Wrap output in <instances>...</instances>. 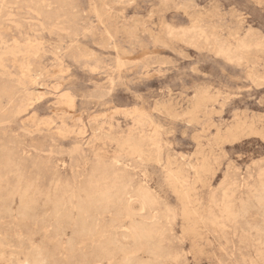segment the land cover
I'll return each mask as SVG.
<instances>
[{
	"label": "rangeland",
	"instance_id": "374dc122",
	"mask_svg": "<svg viewBox=\"0 0 264 264\" xmlns=\"http://www.w3.org/2000/svg\"><path fill=\"white\" fill-rule=\"evenodd\" d=\"M0 56V264H264V0H0Z\"/></svg>",
	"mask_w": 264,
	"mask_h": 264
},
{
	"label": "bare ground",
	"instance_id": "6f19581e",
	"mask_svg": "<svg viewBox=\"0 0 264 264\" xmlns=\"http://www.w3.org/2000/svg\"><path fill=\"white\" fill-rule=\"evenodd\" d=\"M53 6V5H52ZM57 7V6H56ZM57 10V9H56ZM38 11H40V10H38ZM55 11V10H54ZM23 13V12H22ZM81 13V12H80ZM74 14V13H73ZM38 15V14H37ZM47 15V14H46ZM77 16V15H76ZM67 18V17H66ZM43 20V19H42ZM45 20V19H44ZM80 20V19H79ZM47 21V20H46ZM84 23V22H83ZM63 24V23H62ZM56 29V28H55ZM7 30V29H6ZM73 31V30H72ZM9 33V32H8ZM11 34V33H10ZM17 36V35H16ZM19 36V35H18ZM29 39V38H28ZM12 41L14 42V40L12 39ZM17 43V42H16ZM33 44V43H32ZM22 45V44H21ZM28 45V44H27ZM13 47V46H12ZM228 47V46H227ZM3 48V47H2ZM7 48V47H6ZM11 48V47H10ZM15 48V47H14ZM31 48V47H30ZM4 49V48H3ZM29 49V48H28ZM38 49V48H37ZM35 50V49H34ZM260 50V49H259ZM4 51V50H3ZM41 51V50H40ZM223 51V50H222ZM5 52V51H4ZM29 53V52H28ZM222 53H224V52H222ZM230 53V52H229ZM6 54V53H5ZM22 54H23V51H22ZM33 54V53H32ZM40 55V54H39ZM7 56V55H6ZM224 56V55H223ZM1 57V56H0ZM15 57V56H14ZM17 57V56H16ZM15 57V58H16ZM28 57V56H27ZM33 58H35V57H33ZM22 59V58H21ZM23 59H24V57H23ZM234 59V58H233ZM56 60V59H55ZM242 60V59H241ZM3 61V60H2ZM59 61V60H58ZM1 62V61H0ZM12 62V61H11ZM118 62V61H117ZM1 64V63H0ZM115 64V63H114ZM116 65V64H115ZM124 65V64H123ZM5 66V65H4ZM2 67V66H1ZM5 68V67H4ZM22 69H23V66L21 67ZM25 68V67H24ZM10 71H11V69H10ZM2 74V73H1ZM17 75V74H16ZM44 75V74H43ZM3 76V75H2ZM11 79V78H10ZM112 83V82H111ZM96 94V93H95ZM1 95H2V93H1ZM99 98V97H98ZM31 99V98H30ZM20 110V109H19ZM25 110V109H24ZM8 112V111H7ZM23 112V111H22ZM9 113V112H8ZM12 113V112H11ZM65 119V118H64ZM134 121V120H133ZM0 122H1V120H0ZM4 122V121H3ZM14 122V121H13ZM137 122H138V120H137ZM44 123V122H43ZM136 123V122H135ZM6 124H8V123H6ZM101 125V124H100ZM50 126V125H49ZM139 126V125H138ZM47 129V128H46ZM62 129V128H61ZM72 129V128H71ZM23 130V129H22ZM40 132V131H39ZM56 132V131H55ZM141 132V131H140ZM97 133V132H96ZM152 133V132H151ZM56 134H58V133H56ZM61 134V133H60ZM105 134V133H104ZM144 134V133H143ZM72 135V134H71ZM139 136V135H138ZM127 138H128V136H127ZM137 138V137H136ZM13 142H15V141H13ZM3 143V142H2ZM155 143V142H154ZM7 144V143H6ZM139 144V143H138ZM125 145V144H124ZM8 148V147H7ZM137 148V147H136ZM140 148V147H139ZM138 151H139V149H138ZM155 151V150H154ZM153 153V152H152ZM2 154V153H1ZM143 156V155H142ZM15 157V156H14ZM206 168V167H205ZM125 172H127V171H125ZM262 172V171H261ZM261 172H259V174L261 173ZM228 174V173H227ZM14 176V175H13ZM262 176V175H261ZM180 178V177H179ZM254 179V178H253ZM174 180V179H173ZM226 180V179H225ZM251 180V179H250ZM235 181V180H234ZM253 181V180H252ZM251 182V181H250ZM261 182V181H260ZM175 184V183H174ZM259 184H261V183H259ZM228 186V185H227ZM233 186V185H232ZM239 186V185H238ZM260 187H259V189H258V191H257V194H256V196H255V198H254V202H255V206H258V207H262L263 205H264V181H263V183L261 184V185H259ZM224 187V186H223ZM226 187V186H225ZM224 187V188H225ZM229 187V186H228ZM234 187V186H233ZM240 187V186H239ZM19 188V187H18ZM238 188V187H237ZM245 189H246V187H245ZM239 190V189H238ZM244 190V189H243ZM26 191V190H25ZM217 191V190H216ZM256 191V190H255ZM213 192V191H212ZM183 193V192H182ZM225 193V192H224ZM67 194V193H66ZM234 194V193H233ZM239 194V193H238ZM253 194H255V192H253ZM251 195H252V193H251ZM63 196V195H62ZM236 196H238V195H236ZM217 197V196H216ZM254 197V196H253ZM26 198V197H25ZM55 198V197H54ZM219 198V197H218ZM232 198V197H231ZM6 199V198H5ZM91 200V199H90ZM121 200V199H120ZM218 200V199H217ZM216 200V201H217ZM222 200V199H221ZM232 200V199H231ZM237 200V199H236ZM32 201V200H31ZM126 201V200H125ZM227 201H230V200H227ZM243 201V200H242ZM231 202V201H230ZM233 202V201H232ZM235 202V201H234ZM231 204V203H230ZM230 204L229 205H225V208H224V210H223V213L225 212V213H227V214H232L233 213V210H232V207L230 206ZM36 205V204H35ZM20 206V205H19ZM37 206V205H36ZM28 207V206H27ZM235 207H236V205H235ZM249 207H250V205H249V203L248 202H242L241 204H240V206H239V210H238V212L239 213H246L248 210H249ZM111 209V208H110ZM33 210V209H32ZM113 210V209H112ZM119 211V210H118ZM189 211V210H188ZM29 212V211H28ZM207 214H209V213H207ZM121 215V214H120ZM130 215V214H129ZM135 215V214H134ZM216 215H218V214H216ZM205 216V215H204ZM226 216V215H225ZM231 216V215H230ZM237 216V215H236ZM240 216V215H239ZM248 216H250V214L248 215ZM53 217V216H52ZM140 217V216H139ZM234 217V216H233ZM238 217V216H237ZM116 218V217H115ZM203 218V217H202ZM218 219V218H217ZM238 219V218H237ZM254 219V218H253ZM112 220V219H111ZM9 221V220H8ZM218 221V220H217ZM208 222V221H207ZM223 222V221H222ZM254 222V221H253ZM72 223V222H71ZM210 223V222H209ZM212 223V222H211ZM217 223V222H216ZM251 223H252V221H251ZM123 224V223H122ZM258 225V224H257ZM210 226V225H209ZM208 226V224H207V227H209ZM255 226V225H254ZM214 227V226H213ZM222 227V229H224V227H223V225L221 226ZM221 227H218V228H220L221 229ZM215 228V227H214ZM227 229V228H226ZM252 229V228H251ZM250 229V230H251ZM74 230V229H73ZM225 230V229H224ZM247 230V229H246ZM256 230V229H255ZM135 231V230H134ZM236 232V231H235ZM251 232V231H250ZM253 232V231H252ZM255 233V232H254ZM105 234V233H104ZM222 234V233H221ZM243 235H245L244 233H243ZM242 235V236H243ZM247 235H249L248 233L246 234V236ZM255 235V234H254ZM218 236V235H217ZM245 236V237H246ZM229 237V236H228ZM244 237V236H243ZM250 237H251V235H250ZM143 238V237H142ZM261 238H263V237H261ZM247 239H248V237H247ZM231 240V239H230ZM67 241V240H66ZM74 241V240H73ZM246 241V240H245ZM114 242V241H113ZM257 242V241H256ZM235 243V242H234ZM247 243H248V241H247ZM1 244V243H0ZM258 244V243H257ZM115 246H117V245H115ZM230 248V247H229ZM263 248V247H262ZM114 251V250H113ZM129 252V251H128ZM121 253V252H120ZM259 253V252H258ZM108 254V253H107ZM258 255V254H257ZM30 256V255H29ZM259 257H261V256H259ZM261 259H263V258H261ZM260 259V260H261ZM257 260V259H256ZM256 260H254L255 262H256ZM157 262V261H156ZM263 262H264V260H263ZM241 263V262H240ZM257 263V262H256ZM256 263H254V264H256ZM247 264V263H246Z\"/></svg>",
	"mask_w": 264,
	"mask_h": 264
}]
</instances>
